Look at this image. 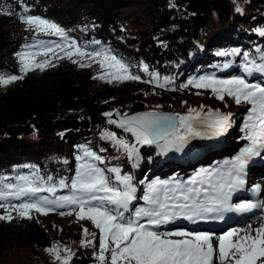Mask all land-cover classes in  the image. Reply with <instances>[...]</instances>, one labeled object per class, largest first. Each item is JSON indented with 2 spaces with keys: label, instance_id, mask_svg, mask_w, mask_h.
Masks as SVG:
<instances>
[{
  "label": "trees",
  "instance_id": "16d2710c",
  "mask_svg": "<svg viewBox=\"0 0 264 264\" xmlns=\"http://www.w3.org/2000/svg\"><path fill=\"white\" fill-rule=\"evenodd\" d=\"M22 15L57 24L84 51H110L141 80L109 83L99 79L96 66L81 67L66 58L53 67L20 74L11 64L16 56L39 48L40 42L64 43L59 36L23 29ZM259 31H264V0H0V77L23 76L0 85V186L16 184L18 177H31L37 170L45 180L51 176L55 184L61 179L70 183L81 162L77 157L87 149L102 158L98 167H119L122 175L133 177L137 189L133 203H140L144 185L154 174L174 177L184 168L180 160H199L219 146L188 142L183 151L163 153L155 145H138L139 158L129 160L104 133L114 132L130 143L134 137L109 124L105 113L185 115L189 108L201 106L202 114L228 109V103L216 102L207 90L182 85L213 69L222 75L240 74L244 53L259 62L264 54V36ZM234 49L240 54L217 55ZM144 65L161 80L171 77L173 84L160 88L146 83L150 75L142 70ZM105 174L115 182L113 174ZM65 189L56 195H64ZM12 216L10 221L0 220V264H7L8 253L24 249L37 257L24 264H59L52 254L40 253L55 244L62 255L67 254L65 248L71 249L70 264L97 261L92 243L81 245L85 238L64 245L58 229L35 217L21 219L14 212Z\"/></svg>",
  "mask_w": 264,
  "mask_h": 264
},
{
  "label": "snow or ice",
  "instance_id": "6c2138e0",
  "mask_svg": "<svg viewBox=\"0 0 264 264\" xmlns=\"http://www.w3.org/2000/svg\"><path fill=\"white\" fill-rule=\"evenodd\" d=\"M24 11L27 12V9ZM237 11L240 9L237 8ZM20 19L38 33L56 35L64 40L62 44L40 42V52L25 51L20 54L23 74L49 66L50 59L38 62L36 57H48L51 53L52 57L60 59L89 57L99 63L101 69L107 70L99 79L109 83L141 80L139 75L130 72L129 66L110 51H84L76 41L69 40L57 24L31 15H22ZM259 34L264 36V31H259ZM57 49L64 53L63 57L58 55ZM257 51L259 52V49ZM239 54L237 49L231 53H217L220 56ZM243 60V75L228 79L206 75L189 79L182 85L184 88L192 86L210 90L215 98L221 101L227 96L237 105L251 106L241 128L243 139L247 140L248 144L233 159L224 161L222 166L206 171L202 176L197 174V177L187 184H169L161 181L149 184L143 196L145 206L130 212L129 206L137 198L133 177L129 174L122 175L119 167H98L97 162L103 163L102 158L84 149L83 156L77 157L81 162L70 183L61 179L55 184L51 176L45 180L38 175L37 170L31 177H18L16 184L7 183L0 186V209L5 211V214L0 215V220L10 221L13 212L19 218L29 219L32 212L41 215H47L57 209H68L67 212H61V215H72L75 212L77 220H88L99 230V253L96 256L99 264H264V224L255 229L251 223H248L247 228H231L216 237L215 247L213 234L209 232L160 230L179 219L196 223L224 220L226 213L247 214L256 209L264 211V199L232 203L234 194L245 189L249 160L264 150V86L251 83L247 79L254 73L264 74V54L260 55L258 62L248 53H244ZM86 66L90 64H81V67ZM228 66L225 64L223 67ZM142 70L149 73L146 65ZM149 75L150 80L145 82L154 83L156 87L165 88L174 82L167 76L161 80L155 72ZM22 78V75L0 77V85L7 86ZM203 111L201 106L199 110L189 108L185 115L156 111L133 116L124 114L118 121L111 119L112 112H107L105 116L109 117L108 123L130 132L135 142L130 143L114 132H106L104 137L126 153L129 160L139 158L138 145H155L163 153L183 151L190 138H204L206 134L223 135L232 127L231 113L224 114L219 110L209 109L206 115H202ZM116 115H120L118 111ZM205 129L210 132L206 133ZM105 172L113 174L115 182ZM65 188L69 189L70 194L56 195L59 190ZM249 191L252 197H260L264 188L255 184ZM40 193L49 195L41 196ZM13 200L20 203H13ZM83 232L85 237H95V233H89L87 228H84ZM85 243V240L81 241L82 246ZM91 243V240L87 241V244ZM46 251L52 254L59 264H70L73 255L71 249L65 248L64 252L67 254L62 255L60 245L55 244Z\"/></svg>",
  "mask_w": 264,
  "mask_h": 264
},
{
  "label": "rangeland",
  "instance_id": "374dc122",
  "mask_svg": "<svg viewBox=\"0 0 264 264\" xmlns=\"http://www.w3.org/2000/svg\"><path fill=\"white\" fill-rule=\"evenodd\" d=\"M22 28L23 29H28V30L32 29V28H29V26L26 25L25 23H23ZM33 30H34V32H37L35 29H33ZM56 44H59V43H56ZM29 51L40 52V48H34V49L29 50ZM56 51H57L59 56H61V57L64 56V53L60 52L59 49H57ZM87 52H89V51H87ZM19 57H20V55L16 56V58L11 62V64L12 65H16L17 72H19L20 74L24 75L21 72V63H20ZM44 59H50L51 60V64L49 66H47V67H53L60 60L65 59V58H62V59L54 58V57H52L51 53L49 54L48 57H45L43 55H38L36 57V60L38 62H42ZM66 59H68V58H66ZM71 60H77L80 65L83 63V64H86V65L90 64V66H94V64L96 63V61L91 60L89 57L80 58V57L74 56V57H72ZM208 73L209 74H206V75H215L217 78L220 77L221 79H228V78H231L233 76L243 75L242 73L237 74V75H232V76H231V74H229V75H227V74L222 75L223 73L217 74L216 73V69H213V70H211ZM229 73H231V72H229ZM13 75H15V73H13ZM206 75H204V76H206ZM2 78H7V77H2ZM189 87L197 89V88L192 87V86H189ZM198 90H204V89H198ZM206 92H208V94L211 93L210 90H207ZM218 101H221V100L216 99V102H218ZM223 103H228L230 105V107L228 109H224V107H222V108L219 109V111L221 113H224V114H228V113L232 114V127H230L223 135H215V138L213 137L212 140L218 141L220 144H222V147H224V150H226V149L230 148L229 145H230L231 141L233 140V136L235 135V133H237L239 136L242 135L241 128L243 127V123L245 121L244 118L247 116V113H248L250 107L248 108L245 104L237 105L234 102L233 99H231V98H229L227 96L225 97ZM112 118L115 119V113H113ZM240 122H242L241 125H240ZM204 138L208 139V137H204ZM190 141H193V140H190ZM221 154H222L221 152H217L216 154H214L212 156H209L207 159L205 157H203V158H201L199 160H196V161H190V160H184L183 161V160H180L179 162L182 164V168L184 167L182 171H184L187 166L191 165L193 167V168H191V169H193V171L196 168V172H195V174H196L199 170L204 169V167L205 168L209 167V166H206V165H210L211 163L215 164L218 161H220L218 157ZM220 157H224V154L222 156H220ZM200 164H202L203 166H200ZM149 173L153 174L154 172H149ZM154 175H156V176L152 177V179H149L146 182V184L144 185L146 187V189L144 191L143 196L146 193L148 185L151 184V183H154L156 181H161V182H167L169 184H172V183H176L178 181L177 175L172 177V178H170V177L166 178V175H163V176H160V175H157V174H154ZM112 176L114 177V175H112ZM110 178H112V177L110 176ZM187 179L188 178L181 177V179L179 180V183L182 184ZM251 181H252V183L253 182L255 183V182H257V179L256 178H252ZM258 184H260L262 186V188H264V182H261V183L259 182ZM61 190H63V189H61ZM66 193H68V188H66L64 190V195ZM262 193L264 195V192H262ZM13 203H20V202L16 201V202H13ZM143 206H145V204H144V201L142 200L141 203L138 205V207H143ZM129 207H131V206H129ZM67 211H68V209H57L56 211L51 212V213H49L47 215H41V214L32 212L31 213V217L38 218L41 222L44 223L45 226L46 225H48V226L50 225L51 227L58 229L60 231V236L63 237V244L64 245L69 243L68 240H73L75 242H79L81 240V238H85L83 240H85L86 243H87V241L91 240L92 241V246H93V249H94V257H96L98 255V253H99V236H100L99 230L94 228L92 223L90 221H88V220H84V221L77 220L75 212H73L72 215H61L60 214L61 212H67ZM125 215H128V214L125 213ZM21 219H24V218H21ZM254 220H255L254 221L255 224L252 225V228H254V229L255 228H259L262 223L264 224V213L259 215ZM250 222H252V221L249 220L248 223H250ZM247 226L243 227L241 225V226H235L233 228H247ZM84 228H87L89 233H95V237H93L91 235L85 237L84 232H83ZM162 229H164V228H161L160 230H162ZM167 230H170V229L167 228ZM226 231H228V229ZM213 242H214V247L217 246L216 237H214ZM40 253L45 254L46 256H50L49 252H40ZM36 258L37 257L33 254V252H31V250L24 249V250H21V251H13L11 253H8L7 256H6V263L7 264H24V263L32 262V261L36 260ZM51 259H53V257H51ZM93 259L94 258H92L90 260H84L83 264H97V261L93 260ZM214 264H215V262H214Z\"/></svg>",
  "mask_w": 264,
  "mask_h": 264
},
{
  "label": "bare ground",
  "instance_id": "6f19581e",
  "mask_svg": "<svg viewBox=\"0 0 264 264\" xmlns=\"http://www.w3.org/2000/svg\"><path fill=\"white\" fill-rule=\"evenodd\" d=\"M94 66H96V67L98 68V74H100V76L104 75L105 71H107L106 69H101L99 63H97V62L94 64ZM240 70H241V72H242V68H240ZM199 77H200V75H198V76H196V77H193V78H199ZM256 77H257V74L254 73L252 76L247 77V79L249 80V82L252 83V82H255ZM105 81H107V80H105ZM241 123H242V122H240V125H241ZM205 132L208 133L207 131H205ZM204 137H208L209 140H212V138H213L214 136H213V135H210V134H206ZM216 137H217V136H216ZM214 138H215V137H214ZM201 139H202V138H200V137L190 138V139H189V142H191V145L199 146V145L201 144ZM190 140H193V141H190ZM202 164H203V163H202ZM202 164H200V166H201ZM194 167H195V166H194ZM191 168H193L191 165H189V166L186 167V169L182 172V177H183V178H188V177H191V176H193V175L195 174V172H196V168H195L194 171H193V169H191ZM262 177H263L262 181L264 182V176H262ZM254 221H255V220H252V222H251L252 225L255 224ZM246 224H248V223H246ZM246 224H243V225H246ZM262 224H263V223H262ZM163 230H167V228H164V229H162L161 231H163Z\"/></svg>",
  "mask_w": 264,
  "mask_h": 264
},
{
  "label": "water",
  "instance_id": "95a60500",
  "mask_svg": "<svg viewBox=\"0 0 264 264\" xmlns=\"http://www.w3.org/2000/svg\"><path fill=\"white\" fill-rule=\"evenodd\" d=\"M119 114H120V115H116V113H115V118H116L117 120H119V119L122 117L120 111H119Z\"/></svg>",
  "mask_w": 264,
  "mask_h": 264
}]
</instances>
